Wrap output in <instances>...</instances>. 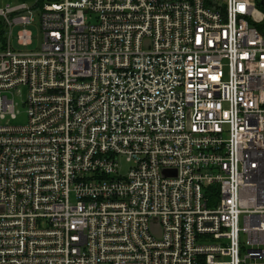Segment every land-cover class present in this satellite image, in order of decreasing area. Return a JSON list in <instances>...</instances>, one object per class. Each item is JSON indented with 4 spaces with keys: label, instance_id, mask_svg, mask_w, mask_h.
<instances>
[{
    "label": "built area",
    "instance_id": "built-area-1",
    "mask_svg": "<svg viewBox=\"0 0 264 264\" xmlns=\"http://www.w3.org/2000/svg\"><path fill=\"white\" fill-rule=\"evenodd\" d=\"M37 6H0V264H264V0Z\"/></svg>",
    "mask_w": 264,
    "mask_h": 264
},
{
    "label": "rangeland",
    "instance_id": "rangeland-1",
    "mask_svg": "<svg viewBox=\"0 0 264 264\" xmlns=\"http://www.w3.org/2000/svg\"><path fill=\"white\" fill-rule=\"evenodd\" d=\"M39 0H0V6H4L6 3L16 4L20 2H26L32 6V12H36L39 9V6H37ZM25 14L28 15V11H25ZM22 26L20 24H15L12 27V38L11 42L12 45L19 49V50H33L40 47L42 41H43V31L40 27V23L37 21V17L34 18V20L28 25V29L32 31L31 35V42L24 43L21 42L19 39V33L22 30ZM26 88H21V96L15 95V100L18 102V116L15 118H12L10 120L11 124L13 125H24L27 123V110L26 107L23 105V102L26 98ZM121 172L123 174H126L128 171V167L130 165V162L125 158L121 160ZM152 231L155 234H160L161 226L160 225H154L152 226Z\"/></svg>",
    "mask_w": 264,
    "mask_h": 264
},
{
    "label": "water",
    "instance_id": "water-1",
    "mask_svg": "<svg viewBox=\"0 0 264 264\" xmlns=\"http://www.w3.org/2000/svg\"><path fill=\"white\" fill-rule=\"evenodd\" d=\"M263 2V1H262Z\"/></svg>",
    "mask_w": 264,
    "mask_h": 264
}]
</instances>
